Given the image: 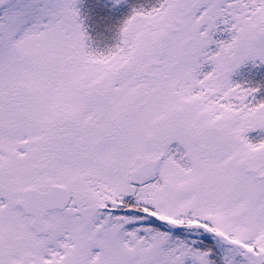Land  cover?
Here are the masks:
<instances>
[{"label":"snow or ice","instance_id":"6c2138e0","mask_svg":"<svg viewBox=\"0 0 264 264\" xmlns=\"http://www.w3.org/2000/svg\"><path fill=\"white\" fill-rule=\"evenodd\" d=\"M76 4L0 0V264H264V0Z\"/></svg>","mask_w":264,"mask_h":264},{"label":"rangeland","instance_id":"374dc122","mask_svg":"<svg viewBox=\"0 0 264 264\" xmlns=\"http://www.w3.org/2000/svg\"><path fill=\"white\" fill-rule=\"evenodd\" d=\"M82 1V0H77V4H76V6H80V7H82V4L80 3V2ZM105 1H107V3H109L110 4V8H108L109 10L107 11V12H109V13H111L112 14V16L113 17H116V18H118L119 16V14H120V12H124L123 13V15L122 16H126V18L129 16V14L130 13H132L134 10H137L138 9V7L139 6H141V4H139V5H137V6H135V5H133V6H131V7H128V5H131L132 3H131V0L129 1V0H124V5H123V7H121L119 10H116V9H113L112 7H111V0H105ZM84 2H85V0H84ZM148 2V4L149 5H152V3L154 4V6H158V4H159V2H160V0L159 1H156L155 3L153 2V0H148L147 1ZM125 6L126 7H128V8H125ZM154 6H150L149 8H152V7H154ZM82 10L80 9V11L79 12H81ZM122 16H120V17H122ZM82 22H83V17H82ZM84 22L85 23H88L87 21H86V18H84ZM84 22H83V24H84ZM117 22H118V24H120V22L121 21H119L118 19H117ZM105 23V22H104ZM88 26H89V23H88ZM107 26H108V23H107ZM106 26V23L104 24V27H102L103 29V36H101V33L102 32H98V33H96L95 31H96V27L93 29V32H94V38H97L98 37V41H95V39L94 38H92V41H88V34L85 32V35H86V37H87V39H86V41H85V44H86V48H87V50H90V52H92L93 54H96V55H102V54H104L103 52H108V47L110 46H112L111 47V49L112 50H114L115 49V45L113 44V41H120V37H119V30H117L116 31V29L115 30H113V33H111L110 32V34H109V31H110V28L109 27H107ZM110 26V25H109ZM85 26H83L82 28H84ZM107 28V31H106V34H105V31H104V29H106ZM116 33V34H115ZM105 34V35H104ZM97 35V36H96ZM92 45L95 47V48H98V49H94L93 47H92ZM88 47H90V49H88ZM92 47V48H91ZM101 50H103L102 52H101ZM106 50V51H105ZM112 50H109V52L110 51H112ZM249 68H252V69H256V68H258V67H256V68H253L251 65H247V66H245L244 67V69H249ZM243 69V68H242ZM238 75H236V76H234V77H237ZM238 80L240 79V78H237ZM257 86H259V85H257ZM262 96H264V91H262L261 92V94H258V96H257V99H260Z\"/></svg>","mask_w":264,"mask_h":264},{"label":"trees","instance_id":"16d2710c","mask_svg":"<svg viewBox=\"0 0 264 264\" xmlns=\"http://www.w3.org/2000/svg\"><path fill=\"white\" fill-rule=\"evenodd\" d=\"M137 1L138 0H131V3L133 5H136L137 4ZM139 1H140V4H141V9L147 10L150 6H154L153 3H152V5H149L148 2H147L148 0H139ZM156 1H159V0H153L154 3ZM80 3L82 4V8H83V11L81 12L82 16H85L86 21L88 23L89 22L91 23L87 28H84V30H87L89 39L94 38V36H93L94 35L93 29L95 27H96L95 28L96 29L95 32L96 33L102 32L101 33V36H103V30H102L103 28L102 27H104V24L105 23H106V26H107L108 18L111 19V17H112L111 15H108L109 12H107L109 10L108 9V6L109 5H108L107 1H105V0H85V2H84V0H82ZM89 6H92L93 7V11L89 12ZM129 6L130 5H128V7ZM115 23H116V25H118L117 22H115L114 20H112L110 22V26L109 25L107 26V27L110 28V32L111 33H113V30H115L114 29ZM105 30L107 31V28L104 29V31ZM106 31H105V34H106ZM94 39H95V41H98V37L97 38H94ZM260 84H262V83H260ZM257 85H259V82H256L255 83V86H257Z\"/></svg>","mask_w":264,"mask_h":264},{"label":"flooded vegetation","instance_id":"af4514ba","mask_svg":"<svg viewBox=\"0 0 264 264\" xmlns=\"http://www.w3.org/2000/svg\"><path fill=\"white\" fill-rule=\"evenodd\" d=\"M139 4H140V1L138 0L137 1V4L135 6H137ZM108 5H109L108 8H110V4L109 3H108ZM131 5H133V4H131ZM131 5L129 7H131ZM76 8H77V11H78V15H79V19L81 21L82 27L85 26L84 28H87L88 27V23H85L84 22L85 16H82V14H81V12L83 11V8L80 7V6H76ZM125 8H128V7L125 6ZM80 9L82 10L81 12H79ZM138 9H141V6H139ZM91 11H93V7L92 6H89V12H91ZM123 13L124 12H120V14L118 15L119 16L118 18L113 17L111 13H108V15H111L112 16L111 19L108 18V21H107L108 25H110V22L112 20H114L116 22L117 19L119 21H123L124 22L128 17L126 18V16H122ZM130 14H132V13H130ZM120 16H122V17H120ZM82 17H83L84 24L82 22ZM90 24L91 23L89 22V25ZM84 28H83V30H84ZM109 34H110V31H109ZM88 41H92V39H89V37H88ZM116 42L117 41H113V44H117ZM118 45H119V43H118ZM92 47L95 49V47L93 45H92ZM111 47L109 46L108 49H107L108 52H104V54H102V55L109 54V50H111ZM88 49H90V47H88ZM90 50H88V51H90ZM237 78H240V79L238 80ZM233 79L236 82L241 83V84H243L245 86H248V87H254L256 82H259V85H260V83H264V66H260V67H258L256 69H252V68L244 69L243 68V69L240 70V73L238 74V76L237 77H233Z\"/></svg>","mask_w":264,"mask_h":264}]
</instances>
